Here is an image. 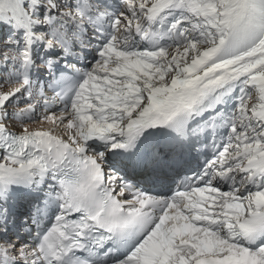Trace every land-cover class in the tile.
<instances>
[{"label":"snow or ice","instance_id":"obj_1","mask_svg":"<svg viewBox=\"0 0 264 264\" xmlns=\"http://www.w3.org/2000/svg\"><path fill=\"white\" fill-rule=\"evenodd\" d=\"M0 264H264V0H0Z\"/></svg>","mask_w":264,"mask_h":264},{"label":"bare ground","instance_id":"obj_2","mask_svg":"<svg viewBox=\"0 0 264 264\" xmlns=\"http://www.w3.org/2000/svg\"><path fill=\"white\" fill-rule=\"evenodd\" d=\"M42 70V69H41ZM35 126V125H34ZM127 171H131V169H130V167L127 169ZM134 173V172H133ZM141 181V183H139V186L141 187V188H144V189H146V190H149V191H152V192H154V193H160L161 191H162V185H160V186H154V187H152V185H148L147 183L148 182H151V183H154V182H152V180H140ZM156 183H158V182H156ZM146 187V188H145Z\"/></svg>","mask_w":264,"mask_h":264}]
</instances>
